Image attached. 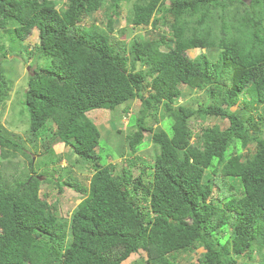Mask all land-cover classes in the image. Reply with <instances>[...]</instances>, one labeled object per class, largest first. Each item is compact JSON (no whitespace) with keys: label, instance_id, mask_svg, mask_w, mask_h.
<instances>
[{"label":"trees","instance_id":"1","mask_svg":"<svg viewBox=\"0 0 264 264\" xmlns=\"http://www.w3.org/2000/svg\"><path fill=\"white\" fill-rule=\"evenodd\" d=\"M101 9L103 30L89 21ZM159 24L167 35L127 40ZM33 30L38 44L28 48ZM19 46L32 61L17 103L26 140L0 125V264H122L139 252L145 264H178L186 253L196 264H238L254 251L264 264V0H0V117ZM179 85L206 99L178 103ZM135 100L127 166L116 171L88 114ZM195 119L226 124L195 133ZM146 132L150 164L135 157ZM55 144L70 148V167L93 171L87 187L46 173L63 160ZM43 185L81 200L63 218Z\"/></svg>","mask_w":264,"mask_h":264},{"label":"rangeland","instance_id":"2","mask_svg":"<svg viewBox=\"0 0 264 264\" xmlns=\"http://www.w3.org/2000/svg\"><path fill=\"white\" fill-rule=\"evenodd\" d=\"M65 2V0H63ZM128 5H123L121 7V14L117 20L111 25L109 31L118 34V31L124 27L125 23V15ZM106 11L101 9L100 11L94 13L91 16L92 23L103 30L106 26ZM106 29V28H105ZM166 27L162 24L155 30H151L150 27H135L130 30V38H137L139 40H144L145 38H159L166 34ZM168 33V31H167ZM38 32L33 30L24 40V43L28 46V48H32L38 44ZM172 44V43H171ZM161 50H164L162 48ZM19 52L17 53V60L11 62V67L7 66L6 68L10 69L13 77L9 78L11 81V89L8 95V99L5 102L4 109L2 115L0 117V125L7 129L10 132L15 134H20L23 139L26 140L25 135V126L19 121V107L17 106L18 101L21 99V93L26 88V82L28 80V76L31 74V65L32 61L27 56L26 53H23V46H19ZM199 53L198 50H188L187 55L189 58H194ZM11 59V58H10ZM181 91V99L178 100V103L182 101V98L185 97L188 99V103H191V100L204 101L206 99V91H196L191 90L184 85L178 86ZM146 96V93H145ZM244 97H241L239 100V105L232 108V110L238 111L242 113L243 105L241 100ZM194 104V102L192 103ZM130 108L128 110H124V106H119L115 111L108 112L106 110H93L88 114V117L92 120V122L97 126L100 134L101 140L100 145H102L103 149L108 152V150L112 149L113 154L117 155V158L113 159L111 156L107 158V162L115 164L116 171H120L123 167L127 166V147H126V139L130 136L131 133L135 131V127L131 125L132 117H138V110L140 109V103L135 100L129 103ZM196 106V105H195ZM264 109V106L260 108ZM198 119L192 121L193 125H191V130L195 133H199V129L201 126L204 127H217L224 128L226 122L218 121L216 119L206 120L202 125L197 122ZM146 126H154V122L151 118H147L145 121ZM157 126V124H155ZM155 126V127H156ZM158 127V126H157ZM151 133L146 132L144 134V143L142 148L137 151L135 157H141L146 161L147 164H150L153 160V152L151 148V143L149 141ZM193 140V139H192ZM109 147L110 149H108ZM54 151L57 154L62 155L63 160L54 165H49L45 171L48 175H52L55 178L61 177V180L66 178L67 175H71L75 182H77L82 187H87L89 183V178L92 175V170L89 169L86 165L79 166V164H74L72 167L70 165L74 162V156L71 155L70 148L64 147V145L55 144L53 146ZM251 151L253 148L250 146ZM44 150V149H43ZM43 150L37 149L35 151L34 162H38L39 159L43 158ZM97 152V151H96ZM111 152V151H109ZM142 164L137 163L136 166L131 168V172L133 177L137 178L141 172ZM148 170V168H146ZM148 177L144 180L147 181ZM43 180V179H42ZM48 193L47 200L49 202H53L58 198L59 209L61 213V217L67 218L69 214L75 209L77 204L80 202L81 197L78 193H75L72 188L63 189L62 193L58 192L56 186H47L43 185L41 187V193ZM221 203V202H220ZM200 251V250H199ZM196 255L193 253L182 254L178 257V264H196ZM145 255L143 252H139V254H132L129 256L122 264H145ZM261 264V260L257 257V253L254 251L252 253L251 259L240 258L238 259V264Z\"/></svg>","mask_w":264,"mask_h":264}]
</instances>
